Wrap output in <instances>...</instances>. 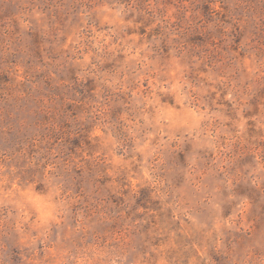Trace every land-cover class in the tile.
Wrapping results in <instances>:
<instances>
[{
	"label": "rangeland",
	"instance_id": "1",
	"mask_svg": "<svg viewBox=\"0 0 264 264\" xmlns=\"http://www.w3.org/2000/svg\"><path fill=\"white\" fill-rule=\"evenodd\" d=\"M0 264H264V0H0Z\"/></svg>",
	"mask_w": 264,
	"mask_h": 264
}]
</instances>
